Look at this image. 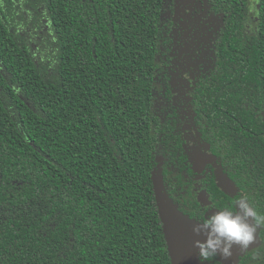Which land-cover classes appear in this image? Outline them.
<instances>
[{"label": "trees", "instance_id": "obj_1", "mask_svg": "<svg viewBox=\"0 0 264 264\" xmlns=\"http://www.w3.org/2000/svg\"><path fill=\"white\" fill-rule=\"evenodd\" d=\"M156 176L264 212V0H0V264H172Z\"/></svg>", "mask_w": 264, "mask_h": 264}, {"label": "clouds", "instance_id": "obj_2", "mask_svg": "<svg viewBox=\"0 0 264 264\" xmlns=\"http://www.w3.org/2000/svg\"><path fill=\"white\" fill-rule=\"evenodd\" d=\"M234 207L235 212L218 211L194 225L193 234L204 236L202 241L194 242L201 264L217 255L230 258L233 247L246 250L253 243L257 230L264 227V212H257L247 197L235 201Z\"/></svg>", "mask_w": 264, "mask_h": 264}, {"label": "water", "instance_id": "obj_3", "mask_svg": "<svg viewBox=\"0 0 264 264\" xmlns=\"http://www.w3.org/2000/svg\"><path fill=\"white\" fill-rule=\"evenodd\" d=\"M154 186L171 263L201 264L194 242L196 240L202 241L204 236H196L192 231L194 225L199 222L189 219L178 210L165 193L158 176L154 177Z\"/></svg>", "mask_w": 264, "mask_h": 264}, {"label": "flooded vegetation", "instance_id": "obj_4", "mask_svg": "<svg viewBox=\"0 0 264 264\" xmlns=\"http://www.w3.org/2000/svg\"><path fill=\"white\" fill-rule=\"evenodd\" d=\"M201 35L203 37H206L203 34H201ZM190 48H191L192 51H196L197 50L195 48V46H192L191 43H190ZM197 187H200V185L197 184ZM197 199L200 201V203H202V206L203 207L200 208V210L205 212L204 213L205 218H207L208 216H211V215L215 214L216 212L220 211V209L216 210V209L211 208L210 205H212V203L209 202L208 195L206 194V192L204 190L198 189V191H197ZM256 242H257V240H256ZM253 243H255V241ZM252 244H250V245H252ZM247 250H253L252 249V246H249L247 248ZM241 252H242V250L240 248L233 247V249H232V255H231L230 258L224 259L221 256L217 255L213 259H211L209 261H206L205 264H237V263H239L238 262L239 261V255H240ZM197 253H198V250H197Z\"/></svg>", "mask_w": 264, "mask_h": 264}, {"label": "rangeland", "instance_id": "obj_5", "mask_svg": "<svg viewBox=\"0 0 264 264\" xmlns=\"http://www.w3.org/2000/svg\"><path fill=\"white\" fill-rule=\"evenodd\" d=\"M192 160L196 171H200L203 168L204 164L209 160V157L206 156L205 153H198L192 157ZM218 181L221 187L223 188V190L225 191L232 190L231 185H228V183L221 176H218ZM254 241L255 243H253L250 246L254 247L258 244V242H256V238L254 239Z\"/></svg>", "mask_w": 264, "mask_h": 264}]
</instances>
